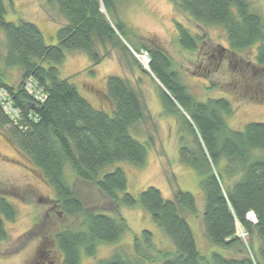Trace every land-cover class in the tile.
<instances>
[{"label":"trees","instance_id":"16d2710c","mask_svg":"<svg viewBox=\"0 0 264 264\" xmlns=\"http://www.w3.org/2000/svg\"><path fill=\"white\" fill-rule=\"evenodd\" d=\"M5 1L10 8L12 3L0 0V92L6 94L17 116L4 110L0 102V132L53 189L57 212L83 216L82 231L55 235L62 264H78L81 255L93 257L98 244L114 245L128 231L125 220L117 215L86 211L68 183L66 171L106 195L116 213L122 206H139L173 246L171 251H157L152 234L144 230L134 237L131 254L115 249L97 264H264V124L249 123L242 131L230 129L225 121L231 113L228 100L198 102L163 50L141 46L149 57L150 73L161 86L158 93L164 112L183 120L193 141L195 150L183 145L179 155L180 162L201 178L204 237L219 251L206 258L198 252L186 219V215H197L191 194L177 191L172 199H165L150 187L134 198L127 193L124 172L112 168L120 164L140 168L147 158V146L132 136L144 120V107L129 83L107 77L101 98L109 106L106 110L94 108L75 85L59 76L58 67L69 53L85 54L91 67H96L111 50L131 55L122 40L139 52L130 41V30L119 20L118 5L127 0H47L64 21L56 32V44L49 46L35 25L5 21ZM168 1L195 25L223 29L228 54L235 56L257 45L253 63H236V86L229 88L245 96L244 85H250L247 77L242 81L245 73L264 71L263 19L247 0ZM176 29L186 51L199 53L208 46L178 23ZM10 70L19 71L16 84L7 79ZM29 81L37 85L41 100L26 91ZM15 214L0 198V242L7 238L4 218L11 222ZM238 228L257 237L256 260L237 237Z\"/></svg>","mask_w":264,"mask_h":264},{"label":"rangeland","instance_id":"374dc122","mask_svg":"<svg viewBox=\"0 0 264 264\" xmlns=\"http://www.w3.org/2000/svg\"><path fill=\"white\" fill-rule=\"evenodd\" d=\"M247 1L252 11L264 22V0ZM5 4L6 22L31 23L40 30L46 45L56 44V32L64 21L56 8L49 6L47 0H12L11 8L6 1ZM118 15L120 22L130 30V41L136 48H140L139 52H134L128 43L122 40L131 55L123 54L118 49L111 50L96 67H91L85 54L69 53L64 63L58 67L59 76L75 85L80 95L96 109H109L101 100L107 77H119L129 83L144 107V120L139 123L135 135L132 136L147 146V158L140 168L127 164L114 165L112 168H120L124 172L127 193L134 198L150 187L157 189L165 199H172L177 191L191 194L196 202L197 215H186V219L193 232L198 252L210 258L212 253L219 251L208 244L204 237L201 223V178L180 162L181 146L195 150L193 141L185 122L164 112L158 93L161 86L150 73V60L141 46L163 50L174 64V70L179 74L182 84L198 102L221 98L228 100L231 113L225 117V121L230 129L242 131L249 123L264 124V71L259 74L250 71L245 73L242 81L247 77L250 84L244 85L245 96L229 89L231 85L236 86V63L240 60L253 63L257 45L244 52H238L235 56L228 54L225 51L229 47L223 29L195 25L186 16L178 13L168 0L123 1L118 5ZM177 23L192 36L204 40L209 47L200 44L199 46L206 48H200L199 53L186 51L178 41ZM205 52L210 54L206 56ZM144 56L149 60L148 63L142 59ZM18 72L10 70L7 73L9 83L16 84L19 81ZM29 85L35 87L33 83ZM28 88L33 92V89ZM37 93L39 92H33L35 96ZM250 98L260 101L254 102ZM6 107L12 110L11 104L7 103ZM66 176L73 192L85 205L86 211L106 213L113 217L117 215L125 220L128 227V231L118 243L98 244L94 256L81 255L78 264H97L120 248L131 254L134 237H140L144 230L152 234L154 249L157 251L173 249L170 241L139 206H122L119 213H116L115 204L95 186L80 181L70 171H66ZM0 198L6 200L16 213L11 222L5 221L4 218L7 238L0 242V264H62L63 255L56 246L55 235L65 231H82L83 216L68 217L57 212L53 206V189L1 132ZM236 235L246 245L251 258L256 260L260 248L257 237L254 234L248 236L241 228L237 229Z\"/></svg>","mask_w":264,"mask_h":264},{"label":"built area","instance_id":"2783aa9c","mask_svg":"<svg viewBox=\"0 0 264 264\" xmlns=\"http://www.w3.org/2000/svg\"><path fill=\"white\" fill-rule=\"evenodd\" d=\"M145 57V58H144ZM144 57H142V59H144L147 63H148V59H147V57L146 56H144ZM30 83H33L34 85H35V87L34 88H32L29 84ZM28 87H30L31 89H33V92H39V90H37V85L33 82V81H29L27 84H26V91L29 93V94H31L32 96H34L36 99H38V100H41L42 98H43V95L39 92V93H37L36 94V96L33 94V92H31L30 91V89L28 88ZM1 97H4L5 99L3 100ZM0 102L2 103V107L4 108V110H6L9 114H11V115H13V116H17V113L15 112V110H11L10 111V108H9V110L7 109V107H6V104L7 103H9V104H11L10 103V101L7 99V96H6V94L5 93H3V92H0ZM251 220L255 223L256 221L254 220V217H253V215H251Z\"/></svg>","mask_w":264,"mask_h":264},{"label":"bare ground","instance_id":"6f19581e","mask_svg":"<svg viewBox=\"0 0 264 264\" xmlns=\"http://www.w3.org/2000/svg\"><path fill=\"white\" fill-rule=\"evenodd\" d=\"M28 83V82H27ZM248 219L250 220L251 219V215L248 216Z\"/></svg>","mask_w":264,"mask_h":264}]
</instances>
